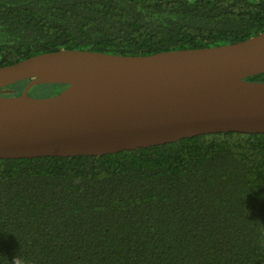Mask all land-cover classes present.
Instances as JSON below:
<instances>
[{
  "label": "trees",
  "instance_id": "1",
  "mask_svg": "<svg viewBox=\"0 0 264 264\" xmlns=\"http://www.w3.org/2000/svg\"><path fill=\"white\" fill-rule=\"evenodd\" d=\"M263 30L264 0H0V66L60 49L215 46ZM16 84L0 93L18 94ZM18 255L26 264H264V133L0 158V264Z\"/></svg>",
  "mask_w": 264,
  "mask_h": 264
},
{
  "label": "water",
  "instance_id": "2",
  "mask_svg": "<svg viewBox=\"0 0 264 264\" xmlns=\"http://www.w3.org/2000/svg\"><path fill=\"white\" fill-rule=\"evenodd\" d=\"M264 30L222 45L124 55L42 52L0 66V158L104 155L218 132L264 133ZM39 84H67L50 96Z\"/></svg>",
  "mask_w": 264,
  "mask_h": 264
},
{
  "label": "rangeland",
  "instance_id": "3",
  "mask_svg": "<svg viewBox=\"0 0 264 264\" xmlns=\"http://www.w3.org/2000/svg\"><path fill=\"white\" fill-rule=\"evenodd\" d=\"M36 86L33 87V88L36 87L35 89H32L33 92L31 93V91H30V93H29L31 96L45 97V96H50V95L60 91V89L57 88L56 86H54V84H39V85H36ZM24 87H25L24 83H22V82L19 83L18 82L16 84V87L13 88L14 89L13 93L15 94V93L22 92Z\"/></svg>",
  "mask_w": 264,
  "mask_h": 264
},
{
  "label": "clouds",
  "instance_id": "4",
  "mask_svg": "<svg viewBox=\"0 0 264 264\" xmlns=\"http://www.w3.org/2000/svg\"><path fill=\"white\" fill-rule=\"evenodd\" d=\"M12 264H26V261L23 259V257L18 255L17 257L14 258Z\"/></svg>",
  "mask_w": 264,
  "mask_h": 264
}]
</instances>
